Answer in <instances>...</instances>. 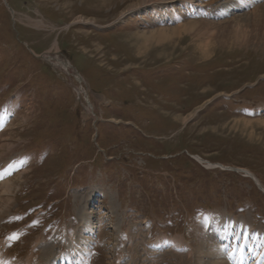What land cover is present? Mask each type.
Segmentation results:
<instances>
[{
	"label": "rangeland",
	"instance_id": "1",
	"mask_svg": "<svg viewBox=\"0 0 264 264\" xmlns=\"http://www.w3.org/2000/svg\"><path fill=\"white\" fill-rule=\"evenodd\" d=\"M226 1L172 17L126 13L139 0H0V144L10 147L0 184L11 180L14 202L1 257L84 261L64 255L87 212L95 242L84 264L150 261L171 251L149 248L161 237L182 240L194 264L227 218L264 231V36L249 20L207 34L202 22L224 20L214 11ZM196 156L247 170L263 189Z\"/></svg>",
	"mask_w": 264,
	"mask_h": 264
},
{
	"label": "bare ground",
	"instance_id": "2",
	"mask_svg": "<svg viewBox=\"0 0 264 264\" xmlns=\"http://www.w3.org/2000/svg\"><path fill=\"white\" fill-rule=\"evenodd\" d=\"M140 7L137 9H130L127 12H136L140 9H153L158 12L159 10L166 11V14L171 15L172 17H179L178 14L173 15V11H180V9L185 10V12L191 14L204 13L206 10L205 1L206 0H139ZM217 8V7H216ZM219 10H215L219 17H226L224 20L218 22L203 21L200 26L206 31L207 34L214 35V30H217L220 26H230L229 23H236L234 27H231V30L238 29V24L242 21H251L253 28L256 29L257 35L262 33L261 36H264V0H233L226 1L219 5ZM11 11V10H10ZM245 11L243 14L237 15L236 12ZM12 13V11H11ZM172 13V14H170ZM179 13V12H178ZM221 17V18H222ZM228 17V18H227ZM40 24V23H39ZM233 25V24H232ZM195 25H187L186 27L179 26L176 27V30L168 33L163 30L154 35L151 39L154 42H170L174 37L180 35L181 32L190 30L189 28H194ZM250 27V26H249ZM223 29V28H221ZM218 29V30H221ZM217 30V31H218ZM240 30V29H239ZM262 30V31H261ZM211 31V32H210ZM227 31V30H226ZM216 32V31H215ZM228 32V31H227ZM168 33V34H167ZM230 33V32H229ZM246 33V32H245ZM204 34V33H203ZM226 34V33H225ZM219 35V34H218ZM235 36V42H239L240 38L238 35ZM213 38V36H212ZM220 39V38H219ZM229 40V38H228ZM231 40V39H230ZM229 40V41H230ZM264 41V37L262 38ZM228 41V42H229ZM232 43V42H231ZM230 43V44H231ZM236 44V43H235ZM238 44V43H237ZM263 45V44H262ZM50 51H58L57 44L53 43ZM64 67H67L66 64H61ZM4 115H6L4 113ZM4 115H0V123L4 122ZM3 124H0V126ZM10 148L8 144H0V150ZM10 150V149H9ZM12 150V149H11ZM10 150V151H11ZM1 157V156H0ZM196 162H202V159L199 157L194 158ZM211 168H214L212 164H207ZM205 164V166L207 167ZM209 168V167H208ZM243 176L254 178L255 184L259 187L260 184L258 180L254 177L252 173L247 170L242 169ZM4 172V171H3ZM17 182V181H16ZM13 186V185H12ZM258 187V188H259ZM1 193H0V220L11 211L13 206L12 199H9L7 196L11 192V180L2 182L0 184ZM263 189V188H259ZM233 218V217H232ZM81 229H80V239L78 241V247H74L73 254L76 252L79 254L81 259L85 260L89 255L90 251L95 242V227L93 224V218L91 213H84L81 215ZM217 229L216 235L208 238L209 244L206 243V247H203L196 254L194 264H264V232L259 229H254L251 223L246 222L243 218L239 219H230L225 220L223 228ZM222 229V230H220ZM153 250L170 248L171 251L167 253L157 254L153 251L152 260L149 261L146 253H144L139 258V264H167V262H175L172 264H188L192 263V255L190 248L183 244V241L179 238H167L161 237L156 240V242L149 246ZM181 252H178L180 251ZM146 252V251H145ZM156 254V256H155ZM46 255V254H45ZM169 257V258H168ZM46 264H67L64 262L65 258L59 260V263L52 261L49 256H45ZM206 260V263H205ZM0 264H10L8 260L4 259L0 255ZM27 264H30L27 262Z\"/></svg>",
	"mask_w": 264,
	"mask_h": 264
},
{
	"label": "snow or ice",
	"instance_id": "3",
	"mask_svg": "<svg viewBox=\"0 0 264 264\" xmlns=\"http://www.w3.org/2000/svg\"><path fill=\"white\" fill-rule=\"evenodd\" d=\"M3 178V174H0V179ZM13 239H18V237H12Z\"/></svg>",
	"mask_w": 264,
	"mask_h": 264
}]
</instances>
